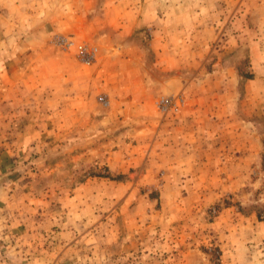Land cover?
Instances as JSON below:
<instances>
[{
	"label": "rangeland",
	"instance_id": "rangeland-1",
	"mask_svg": "<svg viewBox=\"0 0 264 264\" xmlns=\"http://www.w3.org/2000/svg\"><path fill=\"white\" fill-rule=\"evenodd\" d=\"M124 1L88 0L86 10L82 0L72 6L69 1V10L86 11L97 23L90 38L55 33L42 41L48 62L39 76L46 87L68 76L63 65L70 62L95 74L103 59L100 32L117 36L103 28V19L108 29L119 26L118 18L131 19L133 6ZM204 3L188 0L186 6L192 9L188 20L209 41L198 61L214 77L199 90L206 93L199 103L211 112L200 119L197 144H179V133L164 126L178 123L189 107L182 93L156 96L145 110L150 115L136 106L130 113L113 108V100L100 93L102 113L93 123H106L89 131L78 126L81 132L59 133L63 116L53 96L38 102L37 110L25 103L29 110L14 117V124L0 121V144H26L0 172V190H10L0 195V264H264L262 11L250 0L230 14L224 3ZM58 6L48 5V12ZM28 9L26 0H0V41L6 21L25 19ZM139 31L147 44L150 32ZM63 40L74 45L63 47ZM232 43L235 52L221 49ZM79 45L96 50L92 64L82 62ZM166 98H181L183 106L164 113L159 102Z\"/></svg>",
	"mask_w": 264,
	"mask_h": 264
},
{
	"label": "crops",
	"instance_id": "crops-1",
	"mask_svg": "<svg viewBox=\"0 0 264 264\" xmlns=\"http://www.w3.org/2000/svg\"><path fill=\"white\" fill-rule=\"evenodd\" d=\"M69 1L70 6L76 2V0H26L29 9L25 19L17 17L14 21L9 19V22L6 21L8 25L3 29V39L0 41V121L6 119L7 125L14 124L16 120L14 117L18 114L23 117L29 110L25 108V103L33 106L31 110H37L38 102L51 99L50 96H53L52 99L57 100V110L63 116L58 124L59 133L81 132L78 126H83L84 131H89L106 123H93L94 116L102 113L98 110L96 101L100 93H106L113 100V108L122 107L130 113L136 106L137 110L145 115L151 114L145 110L150 109L156 96L182 93L189 107L177 116L178 123L166 122L164 126L170 125L169 127H172L168 129L172 133H179L178 140L181 141V137L183 139L179 144H197L198 133L202 132L200 119L205 114L209 117L208 112H211L204 110L203 104L199 103L202 97L206 96L205 92L200 93V89L205 83H209L210 87L214 77L206 74L205 63L200 64L198 61V53L208 51L209 41L201 39L204 38L205 31L188 20L192 11L186 7L188 0H175V4L179 5L176 7L180 10L178 12L173 11L174 0H128L133 6L128 10L131 19L125 21L118 18L119 26H112L111 29L107 28L103 19V28L106 31L115 29L116 32L113 33L117 36L100 32L97 42L103 46L100 50L103 59L97 64L95 74H92V70L83 72L82 66L70 62L63 65V69L68 70V76L56 78L54 83L58 84L57 87L49 88L45 86V79L39 76L43 64L48 62L43 58L47 49L43 47L45 43L42 41L55 33L75 35L82 39L90 38L92 24L97 23V20L91 19L90 13L86 11L78 12L73 7L69 10ZM82 1L83 10H86L88 0ZM246 1L202 0L203 3L213 6H221L224 3L229 14L239 5L240 7L245 5ZM250 1L252 8L254 3L261 7L255 6V9L257 13L262 11L261 19L264 20V0ZM53 3L59 6L50 13L48 5ZM124 3L123 0V5ZM240 10L246 14L244 9ZM203 13L204 8L201 6L196 8L198 17L200 15L202 17ZM191 15L194 16V13ZM21 23L23 28L27 29L24 33L18 29ZM143 27H146L151 36L147 44L142 43L144 34L139 31ZM135 36L140 38L132 42L131 37ZM208 37L211 40V36ZM236 47L238 46L232 43L221 49L226 48L235 52ZM112 49L116 52L111 51ZM57 54L55 57L64 58ZM205 76L208 79H205ZM226 79L225 77L223 80ZM211 100L210 110L213 108L214 98L209 99ZM61 115L58 114L57 117ZM22 130L26 135L30 133L27 127ZM25 145L0 144L4 149L0 154V172L6 171L13 153L18 148L22 150ZM3 193L10 195V190L8 192L7 189L0 190V195Z\"/></svg>",
	"mask_w": 264,
	"mask_h": 264
},
{
	"label": "built area",
	"instance_id": "built-area-1",
	"mask_svg": "<svg viewBox=\"0 0 264 264\" xmlns=\"http://www.w3.org/2000/svg\"><path fill=\"white\" fill-rule=\"evenodd\" d=\"M63 41H64L63 47L66 46L71 48L74 45V42H70L68 40L67 41L63 40ZM78 49L82 57V62L84 64L90 65L95 61L96 50L91 49L89 46L86 45H79ZM183 103L184 101L181 98H166V99H162L159 102V108L164 113L178 112L183 106Z\"/></svg>",
	"mask_w": 264,
	"mask_h": 264
},
{
	"label": "trees",
	"instance_id": "trees-1",
	"mask_svg": "<svg viewBox=\"0 0 264 264\" xmlns=\"http://www.w3.org/2000/svg\"><path fill=\"white\" fill-rule=\"evenodd\" d=\"M108 177H110V176H108Z\"/></svg>",
	"mask_w": 264,
	"mask_h": 264
}]
</instances>
